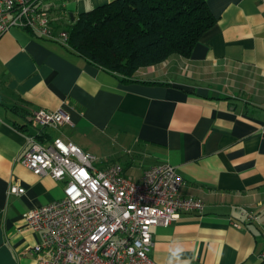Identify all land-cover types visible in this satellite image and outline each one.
Returning a JSON list of instances; mask_svg holds the SVG:
<instances>
[{
  "label": "crops",
  "instance_id": "1",
  "mask_svg": "<svg viewBox=\"0 0 264 264\" xmlns=\"http://www.w3.org/2000/svg\"><path fill=\"white\" fill-rule=\"evenodd\" d=\"M112 1L37 5L60 31ZM205 1L214 23L190 55L128 80L24 28L0 37V264H35L42 236L23 214L62 197V182L20 163L29 136L72 143L133 182L152 165L176 169L179 195L204 208L151 228L155 264H168L176 244L180 264L264 263V0ZM39 110H61L71 125L40 127L31 121Z\"/></svg>",
  "mask_w": 264,
  "mask_h": 264
},
{
  "label": "built area",
  "instance_id": "2",
  "mask_svg": "<svg viewBox=\"0 0 264 264\" xmlns=\"http://www.w3.org/2000/svg\"><path fill=\"white\" fill-rule=\"evenodd\" d=\"M13 27L66 46L37 0H0V37ZM43 128L71 125L61 110L32 113ZM94 155L60 138L39 142L29 136L20 163L36 176L63 183L62 197L23 214L26 226L42 236L31 254L35 264H155L151 228L168 227L182 213H201L200 200L183 198V179L169 164L146 168L139 182L119 164L100 167ZM10 195L23 189L12 187ZM251 217L249 218V220Z\"/></svg>",
  "mask_w": 264,
  "mask_h": 264
},
{
  "label": "trees",
  "instance_id": "3",
  "mask_svg": "<svg viewBox=\"0 0 264 264\" xmlns=\"http://www.w3.org/2000/svg\"><path fill=\"white\" fill-rule=\"evenodd\" d=\"M213 23L205 0H114L79 14L65 47L128 80L172 54L188 57Z\"/></svg>",
  "mask_w": 264,
  "mask_h": 264
},
{
  "label": "clouds",
  "instance_id": "4",
  "mask_svg": "<svg viewBox=\"0 0 264 264\" xmlns=\"http://www.w3.org/2000/svg\"><path fill=\"white\" fill-rule=\"evenodd\" d=\"M182 252L183 248L178 244L171 246L168 264H180V255ZM183 264H188V262L184 261Z\"/></svg>",
  "mask_w": 264,
  "mask_h": 264
},
{
  "label": "rangeland",
  "instance_id": "5",
  "mask_svg": "<svg viewBox=\"0 0 264 264\" xmlns=\"http://www.w3.org/2000/svg\"><path fill=\"white\" fill-rule=\"evenodd\" d=\"M88 139L90 140V138H88ZM90 141L92 142V144L94 146L97 145V144H94V140L93 139H91ZM103 151H104V149H103ZM95 155L98 156V157H101V158L107 157V156L99 155L98 153H96ZM111 157H112L111 159H116L118 156H111Z\"/></svg>",
  "mask_w": 264,
  "mask_h": 264
}]
</instances>
